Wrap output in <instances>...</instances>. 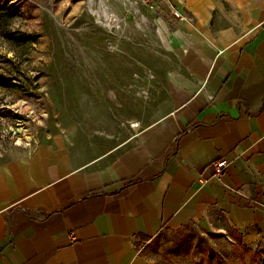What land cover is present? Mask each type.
<instances>
[{"label": "crops", "instance_id": "0c3cea01", "mask_svg": "<svg viewBox=\"0 0 264 264\" xmlns=\"http://www.w3.org/2000/svg\"><path fill=\"white\" fill-rule=\"evenodd\" d=\"M169 1L184 74L131 144L0 157V264H141L138 241L209 221L264 260V0Z\"/></svg>", "mask_w": 264, "mask_h": 264}, {"label": "rangeland", "instance_id": "374dc122", "mask_svg": "<svg viewBox=\"0 0 264 264\" xmlns=\"http://www.w3.org/2000/svg\"><path fill=\"white\" fill-rule=\"evenodd\" d=\"M167 3L0 0L26 40L0 32V157L52 144L79 165L131 144L184 74ZM136 251L141 264H264L222 221L164 229Z\"/></svg>", "mask_w": 264, "mask_h": 264}, {"label": "trees", "instance_id": "16d2710c", "mask_svg": "<svg viewBox=\"0 0 264 264\" xmlns=\"http://www.w3.org/2000/svg\"><path fill=\"white\" fill-rule=\"evenodd\" d=\"M16 10L10 6L0 5V32L3 34V37H8V40H13L11 44L14 48L17 46H21L25 43L24 35L18 34L15 35L12 31L9 30V25L11 20L13 19ZM14 38V39H13ZM14 48L11 47V50L15 51Z\"/></svg>", "mask_w": 264, "mask_h": 264}, {"label": "built area", "instance_id": "2783aa9c", "mask_svg": "<svg viewBox=\"0 0 264 264\" xmlns=\"http://www.w3.org/2000/svg\"><path fill=\"white\" fill-rule=\"evenodd\" d=\"M135 3H140L148 8H159L160 4L167 3L169 7H171L170 12L171 14L176 17L183 19L184 17L181 15L180 12H178L175 7L171 4L169 0H132ZM160 3V4H159ZM159 4V5H158ZM226 165V159H219L217 161H214L212 164V175L216 178H220L223 174V169ZM71 239H75L74 236H71Z\"/></svg>", "mask_w": 264, "mask_h": 264}]
</instances>
